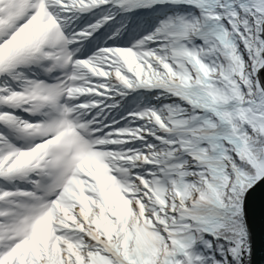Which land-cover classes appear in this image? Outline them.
<instances>
[{"label": "snow or ice", "instance_id": "snow-or-ice-1", "mask_svg": "<svg viewBox=\"0 0 264 264\" xmlns=\"http://www.w3.org/2000/svg\"><path fill=\"white\" fill-rule=\"evenodd\" d=\"M264 0H0V264H264Z\"/></svg>", "mask_w": 264, "mask_h": 264}, {"label": "water", "instance_id": "water-1", "mask_svg": "<svg viewBox=\"0 0 264 264\" xmlns=\"http://www.w3.org/2000/svg\"><path fill=\"white\" fill-rule=\"evenodd\" d=\"M249 200H250V221L253 223L254 230L258 235L262 210H264V208H262L261 193L259 187L253 193H251Z\"/></svg>", "mask_w": 264, "mask_h": 264}]
</instances>
